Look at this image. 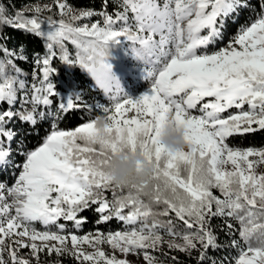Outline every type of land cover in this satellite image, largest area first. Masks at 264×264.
<instances>
[{
	"label": "snow or ice",
	"instance_id": "obj_1",
	"mask_svg": "<svg viewBox=\"0 0 264 264\" xmlns=\"http://www.w3.org/2000/svg\"><path fill=\"white\" fill-rule=\"evenodd\" d=\"M108 3L103 0L104 10H80L77 14L67 0H56L60 19L28 17L22 11L5 15L0 5V25L47 41L46 54L34 61L42 72L39 86L20 78L23 73L9 59L16 52L0 45V166L10 162L11 142L17 135L6 125L16 117L35 125L37 107L51 105V98L57 96L50 79L55 71V48L59 47L64 64L85 69L116 101L112 108L95 105L105 113L102 127L98 125L101 117L74 130H59L54 124L42 144L24 153L15 183L8 187L0 182V264H31L20 254L22 249H29L37 264L44 250L49 254L69 252L80 264H130L126 258L106 254L100 247L105 243L125 257L142 253L146 264H161L152 252L164 244L188 255L197 251V264H205L208 251L222 247L211 228L214 217L225 218L229 233L234 225L227 218L239 224V240L230 242L239 248L235 264H264V174L256 172V166L264 164V147L241 148L228 143L230 138L264 131V0H260L257 18L211 53L208 46L222 38L229 19L250 7V0H120L117 8L122 11L113 14L106 11ZM32 11L39 14L42 9L34 6ZM93 16L103 17L102 26L100 22H71ZM118 22H122L119 28L115 27ZM120 41L129 42L137 60L152 65L144 69L150 91L136 100L112 94L119 81L106 57L109 44ZM66 42L75 46V57ZM19 58L26 60L27 56ZM7 65H12L17 75H8ZM18 101L23 110H14ZM26 104L32 105L31 111L23 108ZM80 106L86 105L80 94H75V99L72 95L66 103L61 102L52 115L56 119ZM229 109L236 111L222 116ZM48 114L41 112L40 118ZM168 114L183 127L189 151L172 153L159 143L161 123ZM123 148L139 149L155 162L153 180L159 183L151 199L166 206L162 212L153 213L139 198V193L150 195L145 191L147 185H134L137 195L115 196L104 168L109 154ZM197 161L201 162L199 168ZM212 189H218L223 198ZM105 190L113 192L112 200L104 195ZM93 206L97 225L116 219L123 229L76 234L87 223V217L80 214ZM169 213H174L187 231H177L172 220L147 222L150 216ZM61 219L72 222L75 231H68L66 224L59 223ZM37 222L44 230L35 227ZM162 231L171 239L166 241ZM84 245L94 251H85Z\"/></svg>",
	"mask_w": 264,
	"mask_h": 264
},
{
	"label": "trees",
	"instance_id": "obj_2",
	"mask_svg": "<svg viewBox=\"0 0 264 264\" xmlns=\"http://www.w3.org/2000/svg\"><path fill=\"white\" fill-rule=\"evenodd\" d=\"M39 1L56 2V0H0V5L4 6L6 10L5 15L15 16L17 12L22 11L24 15L27 16L31 15L32 13L27 11L25 12L24 8L28 4ZM119 2L120 0H109L106 11L109 14H113L117 10H121L117 8V4ZM241 2L243 3L244 0H241ZM67 4L77 10H104L102 7L103 0H67ZM250 4V7L241 9L238 15H233L229 19L228 26L226 30L223 31V39L228 37L232 39L242 26L250 25V23L257 18V14L260 12V0H250ZM54 10H58L56 5L54 6ZM52 12L53 13H50V15L47 17L58 19L59 10L57 12ZM102 18L103 17L101 16L92 17V19L95 21L101 20ZM46 43L47 41L44 38L37 37L32 33H27L24 30L17 29L9 25H0V45L6 46L10 51L16 52V56L9 57V59H12L15 67L20 69L23 73L20 78L26 79L29 85L36 83L37 86H39V80L42 78V72L37 68V65L34 61L38 56L42 59L46 54ZM65 46L68 48L70 55L73 57V54L75 53L74 45H71L70 42H66ZM212 46L213 44L208 46V48L210 47L208 49L210 52L213 50L211 49ZM54 50L57 53L52 62L55 71L53 72L50 79L54 85V90L57 93V96L51 98L53 103L47 107L43 105L37 107L36 119L38 120V123L35 125L22 121L19 117L14 118L6 125L7 128L12 129L17 133L15 139L11 142L12 152L9 158L12 160V162L8 163L3 168L0 167V182H3L8 186L15 181L16 175L19 172L18 165L22 164L24 160V153L28 150H34L36 147L42 144L46 136L49 135L53 130L54 124L59 130H74L76 127L89 122L96 117H103L105 115L102 109L95 107V101L102 99L101 88L95 86L93 79L88 76L79 65L64 64L59 58V47L55 48ZM21 55H26L27 59H20L19 57ZM2 58L3 54L0 53V59ZM5 71L10 76L17 75L12 65H7L5 67ZM33 73H35V79L33 77ZM69 88L74 92L72 94L74 99L75 94H80L83 104L86 106H80L72 110H68L67 112L60 113L59 118L54 119V117L50 115V110L55 114L59 110V104L61 102L66 103L67 99H65L62 93H64L66 90H69ZM30 94L31 89L29 88V95ZM20 95H22V93ZM2 107L6 109L8 105L4 104ZM23 108L27 109V111H31L32 105L26 104L23 106ZM14 110H23L19 101L14 106ZM41 112H46L49 114L46 115L44 119H41ZM228 143L230 146H237L241 148H262L264 147V131L230 138ZM7 146L8 143L5 141V147ZM184 174L187 175V172L184 171ZM157 183L159 182L153 181L145 189V191L150 194H143L145 202H152L151 195H154L153 189ZM115 190L116 196L123 194L124 191H137L134 188H115ZM212 191L218 192V189H212ZM104 193L109 200L113 197V192L110 190H105ZM94 207L95 206H93L92 209L85 210L80 214L81 216L87 217V223H85L82 229L76 233L86 234L89 232H95L97 230L103 233H108L110 231L123 229V224L116 219L97 225L96 220L98 219V214L94 211ZM153 220L154 219L149 217L147 222L151 224ZM169 220H172L177 226V231H187L184 228L183 223L175 217L174 213H169V215L165 216L159 221L167 222ZM227 220L229 223L234 225L231 233L228 231L225 218L214 217L211 219V228L218 236V243L221 244L222 247L219 249H210L208 251V259L205 261V264H213V262H215V264H235V260L239 254V248L230 246V242L233 238L239 240V224L231 218H227ZM60 222H64L66 225L72 224V222L64 221L62 219ZM73 231L75 230L73 229ZM161 234L164 235L166 241L171 239L166 234H164L163 231ZM176 242L183 243L181 239H177ZM241 244H243L242 241ZM20 254L24 258L31 260V264H37V261L31 256L29 249L20 250ZM152 254L158 257L161 264H197V256L199 253L197 251H193L191 255H188L187 253H183L178 250L169 249L167 244H164L160 250L154 251ZM173 257L176 258L175 261L172 259ZM39 264H80V261L68 252L63 254H56L53 252L52 254H49L47 250H44L39 254Z\"/></svg>",
	"mask_w": 264,
	"mask_h": 264
},
{
	"label": "rangeland",
	"instance_id": "obj_3",
	"mask_svg": "<svg viewBox=\"0 0 264 264\" xmlns=\"http://www.w3.org/2000/svg\"><path fill=\"white\" fill-rule=\"evenodd\" d=\"M60 2H64L61 1ZM56 5V2H35V3H31L28 4L25 8L24 11L26 12H30L32 13L31 15H27L28 17L34 16V15H38L40 18H46L47 16L50 15V13H53L52 11L57 12L58 10H54V6ZM34 6H39L42 11L37 14L35 12L32 11V8ZM45 6H48L47 8H45ZM57 8V7H56ZM50 9V10H48ZM58 9V8H57ZM74 11L78 12L80 10H77L75 8H73ZM81 10H86V9H81ZM122 11V9H121ZM129 23H132L131 17H132V13L129 12ZM61 17L58 14V19H60ZM65 20H68L69 17L68 16H64L63 17ZM102 21L103 18L101 20H93L92 17L91 18H84L81 19L79 21H71L73 24H79V25H83L84 23H96V22H100L101 26H102ZM122 26V22H118L115 27L119 28ZM133 30H135V24L133 23ZM146 34V33H145ZM159 37L157 36L156 39H158ZM231 40V38H226L223 39L221 38L220 40L216 41L213 46L211 47V49H213L212 51L217 50L220 47L225 46L228 41ZM138 47V46H137ZM75 48V46H74ZM132 46L129 44V42L127 41H120L118 43H110L108 46V55L106 57V62L108 64L111 65V71L113 73V75L116 77V79L119 81V85L116 87H119L120 90L119 92L116 91V87H114L113 89V95H118V97L120 99H123L125 96H127L128 98H131L133 100L138 99L142 94L147 93L150 91L151 85H150V81L145 79V75H144V69L147 68H151L152 65L151 64H147L145 60H137L135 58V56L132 53L131 50ZM210 48V47H209ZM207 48V51L209 53H211ZM75 53L73 54V57H75L76 54V48L74 49ZM67 65V64H66ZM156 67H159V65H157ZM83 69V68H82ZM86 74L88 76H90L93 81L95 86H98L96 81L94 80V78L85 70L83 69ZM99 87V86H98ZM102 91V99L100 100H96L95 104H100L103 105L105 107L108 108H112L113 104L116 102L112 99H110L109 94H106L105 91L101 88ZM73 90L69 88V90H66L64 93H62V95L65 97V99H68L71 97V95L73 94ZM61 95V94H60ZM207 99L209 98H205V100L207 101ZM247 107V106H245ZM236 111L235 109H229L228 111H226L225 113L222 114V116L226 117L229 112H234ZM193 114L198 115L199 112L198 110H192ZM52 114H54L53 111L50 110V115L52 117H54ZM128 115H133V113H128ZM78 143H83L82 141H77ZM95 158V157H94ZM9 159V163L12 162V160L10 158ZM254 159V158H253ZM0 167H4V166H0ZM229 168V170H231V165L227 166ZM20 171V168H19ZM256 172L257 174H264V164H259L256 166ZM19 174V172H18ZM18 174L16 175V178L18 177ZM182 175L184 174V171H182ZM186 176V175H185ZM15 178V180H16ZM158 182V181H157ZM15 183V181L11 184V185H7L8 187H11L13 184ZM111 191V190H110ZM116 191V190H115ZM133 195H137V191H130ZM129 194V191H124L123 194L118 195L116 197H124L127 196ZM144 193H139V198L145 203V204H149L153 213H160L165 209V205L163 203L160 204H156L153 202H145L144 201ZM213 194L216 196H219L221 198L222 194L216 191H213ZM5 195H7L6 190H5ZM104 195L106 196V194L104 193ZM113 197L110 199L112 200ZM11 201V198H8V202ZM128 210L126 209L125 212H127ZM14 214V213H13ZM164 215H154V216H150L151 219H155V220H160L162 218H164ZM59 223H64V222H60ZM68 226V231H73V227L72 224L67 225ZM35 227L38 230H44L43 226L40 223H36ZM52 230H55V228L53 227ZM78 234V233H76ZM78 235H83V234H78ZM39 243V242H38ZM253 245L257 246L258 242L256 240H253ZM69 249H71V244L69 242L68 245ZM84 250L87 252H92L94 251L93 248L89 247L88 245H84ZM100 247L106 252V254H108L109 256L111 255H115L117 258L119 259H124L126 258L128 261H130V264H146V261L143 259L142 253H140L139 255L137 254H128L126 257L124 254L120 253L118 250H114L112 249L107 243L100 245ZM69 253V252H68ZM5 259L7 260V254L5 253ZM10 264V262H9Z\"/></svg>",
	"mask_w": 264,
	"mask_h": 264
},
{
	"label": "clouds",
	"instance_id": "obj_4",
	"mask_svg": "<svg viewBox=\"0 0 264 264\" xmlns=\"http://www.w3.org/2000/svg\"><path fill=\"white\" fill-rule=\"evenodd\" d=\"M105 123L101 117L98 121L100 127ZM159 143L172 153L189 151L190 146L184 139V129L176 125L171 114L166 115L161 123ZM201 162L197 161V167ZM181 171H185V166L181 165ZM105 173L110 178L113 187L118 189L133 188V186L149 185L153 182L156 172L155 162L150 161L139 149L133 152L128 148H123L115 154H109V162L104 168Z\"/></svg>",
	"mask_w": 264,
	"mask_h": 264
}]
</instances>
